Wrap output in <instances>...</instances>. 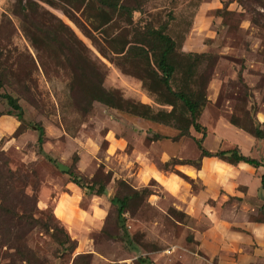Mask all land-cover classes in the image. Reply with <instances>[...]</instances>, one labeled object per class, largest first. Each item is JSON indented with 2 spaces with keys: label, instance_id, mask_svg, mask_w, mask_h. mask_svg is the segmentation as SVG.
<instances>
[{
  "label": "rangeland",
  "instance_id": "374dc122",
  "mask_svg": "<svg viewBox=\"0 0 264 264\" xmlns=\"http://www.w3.org/2000/svg\"><path fill=\"white\" fill-rule=\"evenodd\" d=\"M138 1L143 10L134 14V21L140 28L158 27L175 17L169 31L182 51L215 58L207 90L209 103L200 118L207 130L204 148L216 152L243 146L248 151L245 138L252 136L233 126L230 119L235 116L245 124L248 111L264 123V0ZM16 2L0 0V73L6 72L9 81L2 93L20 100L25 123H19L16 116L0 117V264H142L141 259H148L149 264H198L202 257L194 236L198 222L184 214L155 180L142 183L139 173L145 158L150 167L175 174L196 194L202 188L200 182L179 166L166 170L165 163L198 164L195 139L202 136L192 130V138H177L179 132L172 127L100 103L84 107L74 94L77 87L72 89L81 76L76 66L89 75L97 69L105 76L106 89L156 110L169 109L158 105L155 96L143 88L134 64L125 63L131 74L124 73L120 65L125 61L113 54L110 39L126 34L131 40V28L121 19L95 31L90 10L77 13L78 26L61 10L40 2L38 12L24 16L18 13ZM59 19L68 27L60 39L62 47L47 35ZM9 112L13 111L0 97V113ZM36 124L45 128V154L67 167L74 166L78 156L76 174L87 181H103L105 195L88 194L38 152ZM155 135L166 138L155 141ZM250 148L264 153V143L255 141ZM119 180L139 191L148 187L154 196L131 205L127 214L130 244L122 239L109 204ZM68 195L79 198L84 214L76 208L73 220L63 222L55 207ZM6 209L13 213L6 214ZM62 230L75 243L73 252L61 245Z\"/></svg>",
  "mask_w": 264,
  "mask_h": 264
},
{
  "label": "trees",
  "instance_id": "16d2710c",
  "mask_svg": "<svg viewBox=\"0 0 264 264\" xmlns=\"http://www.w3.org/2000/svg\"><path fill=\"white\" fill-rule=\"evenodd\" d=\"M24 1L26 2L25 5L23 4ZM36 1L17 0L18 13L26 16L30 11L38 12L40 9L38 2L45 3L54 9L61 10L65 16L80 26L76 17L77 13L83 15L90 10L94 16H91L89 20L98 21V23L97 21H91L92 28L95 31H103L114 22L124 19L128 28L133 31V38L129 40L126 34L115 35V37L110 39V43L114 47L113 54L125 61L120 65L124 73L131 74L125 63L134 64L140 70L137 78L142 82L143 88L152 96H155L158 105L169 109L156 110L152 105L128 100L120 92L105 88V76L101 70L93 69L89 75L76 66L81 76L74 81L76 84L72 85V89L75 90V86L77 87V91L74 94L77 97V101L81 100L80 104H83L84 107L85 104L88 107L93 103H100L109 109L172 127L179 132L177 138H192L191 131L193 130L202 136L201 139H195L196 146L200 152V161L203 158H217L233 166L246 163L257 169L264 168L263 160L246 157L239 148L230 150L219 149L216 152H211L204 148L203 143L207 136V130L200 123V118L209 103L207 90L215 58L206 53H184L182 51L181 44L169 31L170 23L176 19L175 17H171L170 20L161 23L158 27L147 26L140 28L139 24L134 21V14L136 12L142 13L143 10L142 4L138 0H135L134 3L131 0ZM66 28L68 27L59 19V24L55 25L54 30L47 32L50 42L59 44L62 47L63 44L60 39L64 35ZM70 53H75V51L70 50ZM239 78L242 81V72ZM7 82L9 81L6 72L0 73V97L7 102L8 107L13 112L0 113V117L3 115L16 116L23 125L25 118L20 100L11 94L2 93ZM244 115L245 124H242L240 119L238 120L235 116L231 117L230 123L252 136L257 143H264V123L262 124L252 118L248 111H245ZM34 129L38 132V152L54 163L64 174L68 175L72 183L81 189L87 190L90 195L103 196L106 194L107 188L103 181L95 179L87 181L76 174L75 164L78 162V156H75L74 166L72 167L56 164L55 161L51 160L44 151L46 142L45 128L42 124H36ZM20 132L21 128L17 130V133ZM164 138L166 137L161 135L154 136L155 141H160ZM170 165H190L196 169L200 168L199 163L173 160L165 163L166 170H168ZM176 173L183 178H187L179 171H176ZM117 184L118 191L111 199V207L115 213V223L121 231L122 239L130 244L132 241L127 226V214L131 213V205L133 203L151 196L152 192L148 187L139 191L124 180H119ZM261 188L264 190V175L261 176ZM5 212L8 215L13 213L10 209H6ZM262 214L263 219L261 221L264 222V206L262 207ZM64 234L62 230L58 235H63V239L60 237V243L66 247V251L73 252L75 243L68 234ZM58 236L55 235V237ZM140 263L149 264V260L141 259Z\"/></svg>",
  "mask_w": 264,
  "mask_h": 264
},
{
  "label": "crops",
  "instance_id": "0c3cea01",
  "mask_svg": "<svg viewBox=\"0 0 264 264\" xmlns=\"http://www.w3.org/2000/svg\"><path fill=\"white\" fill-rule=\"evenodd\" d=\"M245 139L249 141V152L243 146L235 148L246 157L264 161V153H254L250 148L255 139ZM149 163L143 158L139 173L142 183L155 180L184 214L198 222L194 229L196 248L202 255L198 264H264L263 167L257 169L246 163L233 166L217 158H203L199 169L179 166L181 172L200 182L202 188L194 194L178 176L165 174ZM68 196L55 207L63 222L73 220L76 208L84 214L78 207L79 198Z\"/></svg>",
  "mask_w": 264,
  "mask_h": 264
}]
</instances>
